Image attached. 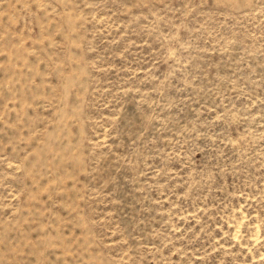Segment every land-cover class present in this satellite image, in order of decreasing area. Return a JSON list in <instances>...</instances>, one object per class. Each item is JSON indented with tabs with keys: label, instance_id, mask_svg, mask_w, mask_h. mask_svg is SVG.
Here are the masks:
<instances>
[{
	"label": "rangeland",
	"instance_id": "rangeland-1",
	"mask_svg": "<svg viewBox=\"0 0 264 264\" xmlns=\"http://www.w3.org/2000/svg\"><path fill=\"white\" fill-rule=\"evenodd\" d=\"M0 264H264V0H0Z\"/></svg>",
	"mask_w": 264,
	"mask_h": 264
}]
</instances>
